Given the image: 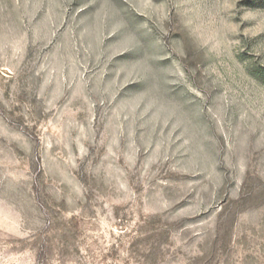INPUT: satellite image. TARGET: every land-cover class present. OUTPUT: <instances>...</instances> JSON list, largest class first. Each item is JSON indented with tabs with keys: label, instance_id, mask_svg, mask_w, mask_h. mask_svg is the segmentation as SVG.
Here are the masks:
<instances>
[{
	"label": "rangeland",
	"instance_id": "1",
	"mask_svg": "<svg viewBox=\"0 0 264 264\" xmlns=\"http://www.w3.org/2000/svg\"><path fill=\"white\" fill-rule=\"evenodd\" d=\"M0 264H264V0H0Z\"/></svg>",
	"mask_w": 264,
	"mask_h": 264
}]
</instances>
